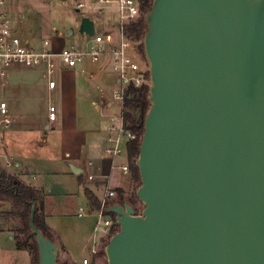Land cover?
Segmentation results:
<instances>
[{"label": "water", "instance_id": "1", "mask_svg": "<svg viewBox=\"0 0 264 264\" xmlns=\"http://www.w3.org/2000/svg\"><path fill=\"white\" fill-rule=\"evenodd\" d=\"M145 23L142 211L106 208L119 226L106 262L264 264V0H153ZM34 212L38 264H58Z\"/></svg>", "mask_w": 264, "mask_h": 264}, {"label": "crops", "instance_id": "2", "mask_svg": "<svg viewBox=\"0 0 264 264\" xmlns=\"http://www.w3.org/2000/svg\"><path fill=\"white\" fill-rule=\"evenodd\" d=\"M8 2L5 9L9 13L12 8ZM78 2L86 6L82 14L94 20L89 8L92 5L83 0ZM90 70L84 62L78 61L73 69H63L57 62L52 77L55 87L49 90L42 67H12L6 84L0 87V100L7 103L12 121L2 133V150L10 160V165L4 168L28 186L42 189L45 223L55 234L60 264H82L84 259L90 264L103 263L100 257L91 255L93 247L98 253L104 239L101 233L93 232L94 216L78 215L79 207L90 205L84 187L98 198L105 187L122 189L126 194L131 186L129 174L112 168L127 163V155L118 163L120 157L110 160L103 154L109 117L114 115L111 109L116 102L105 98L101 91L97 97L93 95L94 81L100 77L95 70ZM50 96L56 98V103ZM100 100L110 106H100ZM50 105L56 108L55 121L48 120ZM89 162L93 168L88 167ZM2 163L6 165L4 159ZM44 166L52 173L48 175V182L53 181L52 184H47L46 175L41 171ZM77 170L79 174L75 173ZM91 172L107 177L85 183V176ZM56 174L63 175V181L55 180ZM114 176L127 178V186L112 184ZM9 208V202H0V213ZM11 223L13 220L9 218H0V264H20L23 258L16 248Z\"/></svg>", "mask_w": 264, "mask_h": 264}, {"label": "built area", "instance_id": "3", "mask_svg": "<svg viewBox=\"0 0 264 264\" xmlns=\"http://www.w3.org/2000/svg\"><path fill=\"white\" fill-rule=\"evenodd\" d=\"M7 0H0V87L7 82L8 71L12 67L36 68L42 67L47 78L48 89L55 87L52 80L57 62L63 69H73L78 61L84 57L91 61H97L100 56L109 55L112 58L113 70L116 72L117 89L113 91L112 100L118 103V113L111 115L110 124L106 129L105 144L103 154L110 160H114L121 155V149H126V143L134 136L125 128L122 108L128 87H142L149 84L148 67L141 59L137 51V43L127 35L126 27L141 15V4L139 0H93V6L89 7L96 15L104 16V22L94 24V34L83 36V45L70 44L60 48L51 46L47 39L39 43H29L19 35L15 29L9 13L5 9ZM85 4L78 2L75 5L77 12L83 11ZM81 16H84L82 14ZM98 17V16H97ZM58 48V49H57ZM100 106H110V103L99 101ZM48 120H56V108L53 105L48 107ZM11 117L7 103L0 100V167L10 165V160L3 153L2 133L11 125ZM7 158V159H6ZM2 159L5 164L3 165ZM88 167L93 168L91 162ZM123 174H130L127 163L113 166ZM5 169V168H4ZM107 176H99L89 173L85 176V183L98 182L97 179ZM116 196L115 190L105 187L102 195L97 199L99 208L93 209L91 205L78 208L79 216H94L95 223L93 232L101 233L105 238L109 237L112 226L116 223L110 215L106 214L108 200ZM95 247L91 250V255H96ZM82 264H90L87 259Z\"/></svg>", "mask_w": 264, "mask_h": 264}, {"label": "trees", "instance_id": "4", "mask_svg": "<svg viewBox=\"0 0 264 264\" xmlns=\"http://www.w3.org/2000/svg\"><path fill=\"white\" fill-rule=\"evenodd\" d=\"M139 1L141 4V15L135 21L127 25L126 32L127 35L137 43L138 54L146 63L142 39L147 29L145 15L149 12L153 0ZM147 77H149V73L147 74ZM149 85L150 83L139 88H134L132 86L128 87L122 108L125 128L134 136V139L126 143V155L131 179L136 184V187L128 196L122 189H116V196L108 200L106 205L107 207L114 204H128L134 208V203L138 201L135 196V190L140 186V177L136 161L138 159L139 147L143 134V125L138 122V115L141 114V120H143L150 107V103L148 101ZM79 182L82 184L80 177ZM84 195L93 209L99 208V201L90 189L84 187ZM43 198L44 193L42 189H34L28 186L21 181L17 175L11 174L3 167H0V202L6 201L10 203V208L7 211L1 212L0 218L3 217L13 220V223L10 225L14 234L13 238L16 243V248L21 250L22 246H30L32 261L35 264H38L37 245L33 240V236H29L31 230L28 225L32 204L35 205L33 217L34 225L45 237L56 243L55 234L45 223ZM134 210L136 211L135 208ZM108 215L114 219L113 214ZM16 221H18V225H16ZM118 230L119 226L115 223L111 228L109 237L102 240L101 248L96 256L106 260L104 253L105 246L107 245L110 237ZM27 237L28 239L25 240ZM57 262L60 264L58 260Z\"/></svg>", "mask_w": 264, "mask_h": 264}, {"label": "rangeland", "instance_id": "5", "mask_svg": "<svg viewBox=\"0 0 264 264\" xmlns=\"http://www.w3.org/2000/svg\"><path fill=\"white\" fill-rule=\"evenodd\" d=\"M80 0H9L8 4L12 8V12H9V17L15 26V29L24 40L29 43H35L40 40L47 39L51 46L62 47L64 45H78L85 42V38L78 35L77 29L79 25V18L81 17L82 11L77 12L75 9L76 3ZM84 3L93 4V0H83ZM92 12V11H91ZM94 18L96 23L104 22L106 17L96 15L95 11ZM98 16V17H97ZM71 35L68 37V33ZM78 41V42H77ZM36 42V43H37ZM67 45V46H68ZM90 66L91 72H95L100 77L97 81H94L92 93L94 96H98L99 91L103 93L105 98H112L113 91L117 89L116 85V72L113 70L112 58L109 55H103L98 58L96 62L91 61L90 58L84 57L79 61ZM40 75V74H37ZM53 103H56V98L53 96ZM111 109V113H118V103ZM94 112L97 113V107L95 106ZM120 158L118 163L124 160L126 155V149H121ZM128 164V163H127ZM46 175L47 184H52L53 181L48 182V175H52L51 172L44 166L41 168ZM55 180L63 181V175L56 174ZM117 175V174H114ZM131 186L127 190L126 195L132 193L135 189L136 184L131 179L129 174ZM56 181V183H57ZM58 181V182H59ZM122 183L123 186H127L128 179L124 176H114L112 184ZM136 214H140L142 211V205L139 201L134 203ZM75 222L76 220L73 219ZM18 225V221L15 222ZM5 241V240H4ZM22 253L23 264H35L32 261V255L30 252V246H22L20 250ZM102 259V258H101ZM102 264H107L105 259H102ZM21 261L20 264H21Z\"/></svg>", "mask_w": 264, "mask_h": 264}]
</instances>
